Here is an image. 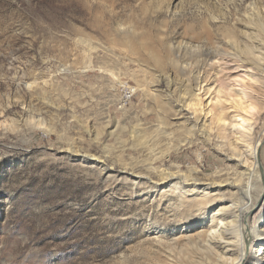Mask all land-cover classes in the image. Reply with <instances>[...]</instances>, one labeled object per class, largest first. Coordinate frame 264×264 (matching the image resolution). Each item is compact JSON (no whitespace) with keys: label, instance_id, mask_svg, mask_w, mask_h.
<instances>
[{"label":"rangeland","instance_id":"374dc122","mask_svg":"<svg viewBox=\"0 0 264 264\" xmlns=\"http://www.w3.org/2000/svg\"><path fill=\"white\" fill-rule=\"evenodd\" d=\"M244 47L264 60V0H0V264L204 258L197 232L246 191L255 197L256 182H225L237 184L247 149L225 141L214 112L226 79L217 63ZM215 53L203 71L211 113L189 135L178 107L199 112L193 81ZM253 89L264 169V88ZM144 140L168 150L164 169L197 179L185 205L170 188L125 179L134 167L119 172ZM84 156L107 160L109 173ZM262 199L249 214L258 231ZM261 248L264 237L247 247L248 264H264Z\"/></svg>","mask_w":264,"mask_h":264},{"label":"bare ground","instance_id":"6f19581e","mask_svg":"<svg viewBox=\"0 0 264 264\" xmlns=\"http://www.w3.org/2000/svg\"><path fill=\"white\" fill-rule=\"evenodd\" d=\"M235 45L237 46V44ZM244 48L246 52L243 51L241 53L244 57L237 55L240 52L233 49V54H227L226 56L228 57L226 59H219L220 61L217 63L220 73H223L226 79L224 80L222 95H218L217 103L214 105V112L219 130L224 134L225 141L234 146L235 150L236 147L247 149L242 152L238 150L236 153L239 159L238 164L241 168V178L237 184L229 180L225 181L227 186L233 190H240L252 181L257 184L260 183V185L256 184L254 188V198L250 197L252 191H246L249 197L244 199L243 205L234 203L233 209H223L224 212L228 213L226 216H223V213L221 215L222 211L216 212V215L212 217V223L197 232L196 237L201 240L198 243L200 245L198 249L205 254V257L199 261L190 259V264H203V261H207L208 264H248V256L245 257L247 247L250 248V245L255 244L256 238L261 239L264 237V226L258 231L255 226L251 225L249 220L250 211L255 205L262 202V197L264 198V187L261 185L264 179V173L261 174L264 170L262 166L263 162L258 152L259 147L254 146L255 130L261 119L262 108L257 109L252 103V100L255 98L253 88L255 86L264 88V60L257 56L254 57L253 51L249 47ZM244 53L250 54V56L247 57ZM211 55H207L206 58L201 60L202 66L193 81L192 92L200 100L199 112L187 110L183 104L178 107L180 109L179 115L183 114L181 118L184 119L186 124L191 126L188 134L193 136L200 121L203 118H208L209 113H211L208 108L212 105L213 99H211L208 87L212 82L204 79L203 73L206 66L212 68L216 65V63H211V61L212 58L218 56V53H215L214 56L212 55L213 57ZM208 100L210 101L206 104ZM230 114L233 117H230ZM230 120H232V123L229 122ZM198 133H200L206 142H211V139L203 130H199ZM140 146L141 149L135 164H125L123 169L119 171L122 174H126L125 171H128V167H137L138 170H134L133 168L132 172H127V176H125V179L135 181L136 183H133L135 186L136 184L148 185L151 190L156 189V192L160 190L162 192L170 188L179 197L181 206L185 205L186 200L189 198V193L186 189L187 183L193 184L192 191H200L202 189L197 187L198 182L196 178L190 179L186 175L181 174L178 168H176L177 172L175 173L163 168L166 164L165 158H169L167 149L149 148L147 140L142 141ZM69 148V151H71L69 153H75L76 149L71 144ZM83 159L90 160L93 164L97 163L96 167L102 173H109L107 160L96 159L93 161L95 158L92 156H84ZM259 160L262 162L260 165L258 163ZM207 185L203 189V192L204 190L212 191L207 188L215 186V184ZM211 193L203 195L206 201L200 205L208 204L209 201L207 199ZM263 250L261 248L260 251L258 250V253H262ZM261 255L264 259V251Z\"/></svg>","mask_w":264,"mask_h":264}]
</instances>
